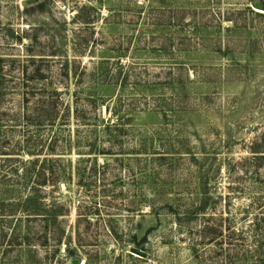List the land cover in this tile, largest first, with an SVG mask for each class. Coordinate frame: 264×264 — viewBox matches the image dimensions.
Returning <instances> with one entry per match:
<instances>
[{
  "label": "rangeland",
  "instance_id": "rangeland-1",
  "mask_svg": "<svg viewBox=\"0 0 264 264\" xmlns=\"http://www.w3.org/2000/svg\"><path fill=\"white\" fill-rule=\"evenodd\" d=\"M26 1L0 0V154L59 178L24 212L32 184L0 155V264H260L264 18L249 1ZM23 69H50L87 122L15 120ZM116 119L120 138L93 127Z\"/></svg>",
  "mask_w": 264,
  "mask_h": 264
},
{
  "label": "trees",
  "instance_id": "trees-1",
  "mask_svg": "<svg viewBox=\"0 0 264 264\" xmlns=\"http://www.w3.org/2000/svg\"><path fill=\"white\" fill-rule=\"evenodd\" d=\"M250 3V7H247V11L250 12L253 15L259 16L264 18V0H248ZM40 6L42 2L40 3V0L35 2ZM27 4L28 5H33ZM255 4L260 5L259 11L256 12L255 10L251 9V7ZM60 71V80H63L65 78L69 77V73L67 69H59ZM53 72L50 69H31L30 73H28V69H23L22 72V83L19 84L16 88L20 93V103L18 104L21 106V110L18 109L17 113H15V120L17 121H23L25 120V124L33 123L38 127V129H42L45 126L49 127V129H54L55 127L60 126H67L70 117L72 116L74 119L79 121L81 119L83 122H87V110L88 109H78V102L77 98H75V101L73 100L72 103L74 104L73 112L70 114V107L72 105L65 103L63 99V95H68V89H65L66 91H63L56 87V83L53 81ZM55 76V75H54ZM58 77V76H57ZM59 78V77H58ZM57 80V78H56ZM76 92L74 93V95ZM76 97V96H75ZM89 105H92L91 100L92 97H88ZM88 108L89 106L83 105ZM96 120V117H95ZM116 122L108 121L105 124H97L96 121L93 124V127H103L104 136L110 137V138H120L121 133L120 129L123 127L122 119H116ZM103 122V121H101ZM90 125V124H87ZM29 128V127H27ZM25 128V129H27ZM113 131H118L116 134L113 133ZM55 135V134H54ZM28 148V147H26ZM52 151V150H51ZM18 152V150L16 151ZM22 153L27 152L28 155H34L29 149H24L22 151H19ZM1 156L7 157L3 159V162H14L18 163L16 167L12 169V171L15 173L17 177H20V180H24V184H32L31 193L30 196L25 200V205L23 203L22 209L24 212L28 213H35L38 209V190H35L38 187L44 186L49 181L56 182L59 178L56 174L51 173L50 176H47V166H46V160L40 159V158H34L31 160H22L19 158L21 154H8V153H1ZM38 156L39 154H35ZM21 167V168H20ZM20 168V169H19ZM21 170V172H20ZM20 172V173H19ZM22 175V176H19ZM34 185V186H33ZM36 185V186H35ZM205 204L199 203V206L195 207V210L199 211V213H203L205 211ZM194 210V211H195ZM45 212V211H43ZM249 208L246 209L244 212L245 217L249 216ZM261 213V212H260ZM259 213V214H260ZM259 214H255L253 217V220L251 223H249L248 229L251 233H253L251 237V242L253 246H256L257 253L261 252V255L257 254V258H260V264H264V217H259ZM223 225H217L216 229L214 227H211L209 229V233L212 235L213 233L216 234L214 236L221 237L223 234ZM230 226L225 227V231H229ZM206 229V226L204 225L202 228V232ZM230 235L236 236L238 239L241 238L243 232H238V234L235 235L233 231L229 233ZM62 241V239H61ZM58 243H60V239H58ZM259 260V259H258Z\"/></svg>",
  "mask_w": 264,
  "mask_h": 264
},
{
  "label": "water",
  "instance_id": "water-1",
  "mask_svg": "<svg viewBox=\"0 0 264 264\" xmlns=\"http://www.w3.org/2000/svg\"><path fill=\"white\" fill-rule=\"evenodd\" d=\"M37 1L38 0H27L24 4L26 6L27 4H32V3H35ZM254 6H255L256 9H260V5L259 4H255ZM71 264H79V261L78 260H72Z\"/></svg>",
  "mask_w": 264,
  "mask_h": 264
}]
</instances>
